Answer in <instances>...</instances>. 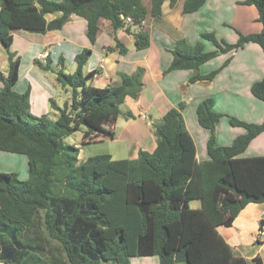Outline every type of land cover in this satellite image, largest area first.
<instances>
[{
	"label": "trees",
	"instance_id": "16d2710c",
	"mask_svg": "<svg viewBox=\"0 0 264 264\" xmlns=\"http://www.w3.org/2000/svg\"><path fill=\"white\" fill-rule=\"evenodd\" d=\"M176 0H170L173 6ZM206 0H183L182 13L198 10ZM164 0H0V40L8 54V70L0 72V151L24 154L28 176L0 171V262L2 264H130L131 257H158L159 264H246L233 255L217 226H230L248 203L264 202V155L240 157L249 142L264 132V121L252 123L229 116L241 126L229 145H217L215 125L222 113L213 110L211 97L200 101L196 117L209 131L208 158L198 161L192 136L182 116L183 102L171 107L155 124L153 151L139 149L132 159H113L107 153L80 160L79 147L64 137L77 130L82 137L109 136L102 125L116 119L125 96L135 97L142 87V68L120 74L115 84L95 87L87 83L82 68L91 53L83 48L74 57L76 68L64 72V59L57 61L56 80L70 88V101L56 110L54 120L29 112L28 93L13 89L18 80L19 56L10 50L11 29L33 32L60 29L72 13L88 18L86 36L96 39L98 19L109 21L113 30L141 27L147 13L162 14ZM253 5L261 22L259 32H238L234 43L217 39L212 32L201 36L215 49L206 51L201 41L190 45L178 39L172 60L164 71L192 69L188 82L212 80L229 62L201 74L200 65L218 54L258 44L264 53V0H241ZM61 14L47 21L45 14ZM131 18L126 24L124 19ZM138 50L149 46V35L132 32ZM114 49L126 47L114 38ZM43 71L51 59L34 61ZM251 94L264 102V75L250 86ZM131 116L130 112L124 113ZM192 198L201 200L191 208ZM256 259L255 264H259Z\"/></svg>",
	"mask_w": 264,
	"mask_h": 264
},
{
	"label": "crops",
	"instance_id": "0c3cea01",
	"mask_svg": "<svg viewBox=\"0 0 264 264\" xmlns=\"http://www.w3.org/2000/svg\"><path fill=\"white\" fill-rule=\"evenodd\" d=\"M58 1V0H55ZM147 10L150 0H141ZM241 0H206L196 11L182 13L183 0H176L170 6V0H164L162 14L153 17L147 13L141 27L131 26L130 32L124 27L113 30L108 20L98 19L96 39L90 43L86 36L88 18L85 15L72 13L69 20L60 28L45 32H33L22 28L11 29L12 43L10 50L19 56L18 80L13 89L18 93L27 92L29 112L34 116L46 115L54 120L57 111L50 107L53 99L59 107L70 101V88L62 86L56 80L57 61L64 59V69L71 73L75 70L74 57L83 48H90L91 53L82 68L87 83L95 87H106L115 84L120 74H131L142 68V87L135 97L125 96L120 103L121 113L116 119L102 123L111 132L109 136H81L74 144L79 147V159L104 153L95 150L100 144L112 145L109 154L113 159H132L139 149L153 151L156 146L154 127L164 113L171 107L184 103L181 110L185 127L192 136L198 161L208 158L206 141L209 131L199 125L196 107L200 101L211 97L213 110L222 113L215 125V142L217 145H229L239 134L244 133L241 126H233L228 117L252 123L264 121V102L250 92L251 84L264 75V53L261 47L253 42L242 48L221 53L200 65L201 74L208 73L222 65L229 58L212 80H198L189 83L192 69H175L164 72L172 60L171 50L178 39L187 44L201 41L206 51L215 49L214 44L204 39L201 34L212 32L217 39L234 43L238 32L243 34L259 32L261 22L253 5H246ZM60 12L45 14L47 21L58 17ZM139 29L149 35V46L138 50L132 32ZM114 38L127 49L124 54L114 49ZM51 59V70L43 71L36 66V59ZM8 70V54L0 40V72ZM64 71V70H63ZM65 72V71H64ZM0 82V86H1ZM126 108L122 109L121 106ZM130 112L131 116L124 113ZM122 126H119V120ZM120 132H118V128ZM122 129V130H121ZM83 146V147H82ZM4 159L13 165L18 175L17 166L24 162L22 154L0 151ZM81 153V155H80ZM5 154V155H4ZM24 155V154H23ZM264 155V132L255 136L247 145L240 157ZM27 161V157H26ZM28 164V163H27ZM23 165V164H22ZM28 176V165L22 175ZM191 208H200L201 200L192 198L188 202ZM264 224V202L248 203L236 216L230 226H217V230L230 245L235 256H241L246 264H264V245L252 243V236ZM0 264H2L0 262ZM130 264H159L158 257H131ZM176 264H187L180 261Z\"/></svg>",
	"mask_w": 264,
	"mask_h": 264
},
{
	"label": "rangeland",
	"instance_id": "374dc122",
	"mask_svg": "<svg viewBox=\"0 0 264 264\" xmlns=\"http://www.w3.org/2000/svg\"><path fill=\"white\" fill-rule=\"evenodd\" d=\"M69 70L70 69H68V67H66L65 69H64V71L65 72H69ZM122 107V109H124V108H126L124 105L123 106H121ZM122 120L120 119L119 120V122H118V124H119V126H122ZM120 128L121 127H119L117 130H118V132H120ZM122 130V129H121ZM81 131L82 130H77V131H75V132H73L72 134H70V135H68V136H66V137H64V139H63V141L65 142V143H74L75 141H77L78 140V142H79V140H80V136H81ZM83 147V146H82ZM111 147H112V145L111 144H109V143H106V144H100V146H97L96 147V149L95 150H99V151H101V152H104V153H109L110 152V150H111ZM1 153V152H0ZM99 154H103V153H99ZM1 155V154H0ZM5 155V154H4ZM80 155H81V153H80ZM20 157H23V159H24V162L22 163V164H20V165H18L16 168H17V170H18V178L19 179H21V180H23L24 179V177H22V175L24 174V172H25V170H26V168H27V161H26V156L25 155H23L22 154V156H20ZM13 165L7 160V159H4V157L3 156H0V171H4V172H12L13 171ZM106 264H113V263H111V262H106Z\"/></svg>",
	"mask_w": 264,
	"mask_h": 264
},
{
	"label": "built area",
	"instance_id": "2783aa9c",
	"mask_svg": "<svg viewBox=\"0 0 264 264\" xmlns=\"http://www.w3.org/2000/svg\"><path fill=\"white\" fill-rule=\"evenodd\" d=\"M131 22L130 17L124 19L125 25ZM252 243L256 245H264V224L260 226L252 236Z\"/></svg>",
	"mask_w": 264,
	"mask_h": 264
}]
</instances>
